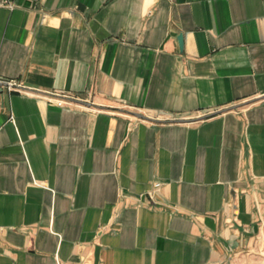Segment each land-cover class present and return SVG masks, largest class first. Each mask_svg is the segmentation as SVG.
I'll return each mask as SVG.
<instances>
[{"label": "crops", "instance_id": "obj_1", "mask_svg": "<svg viewBox=\"0 0 264 264\" xmlns=\"http://www.w3.org/2000/svg\"><path fill=\"white\" fill-rule=\"evenodd\" d=\"M0 78V264H264V0H0Z\"/></svg>", "mask_w": 264, "mask_h": 264}, {"label": "built area", "instance_id": "obj_2", "mask_svg": "<svg viewBox=\"0 0 264 264\" xmlns=\"http://www.w3.org/2000/svg\"><path fill=\"white\" fill-rule=\"evenodd\" d=\"M0 90H7L9 92H18V93H25V94H34L35 91H30L29 89H27V87L21 83V82H17L14 80H5V79H1L0 78ZM54 102L58 105V106H65L67 105V103H69L68 101H66L65 98L62 97H58L55 96L53 97ZM161 186L160 183H157L155 185L156 188H159Z\"/></svg>", "mask_w": 264, "mask_h": 264}, {"label": "water", "instance_id": "obj_3", "mask_svg": "<svg viewBox=\"0 0 264 264\" xmlns=\"http://www.w3.org/2000/svg\"><path fill=\"white\" fill-rule=\"evenodd\" d=\"M179 44H180V48L182 50L183 47H184V41H183V36L182 35L179 37Z\"/></svg>", "mask_w": 264, "mask_h": 264}]
</instances>
